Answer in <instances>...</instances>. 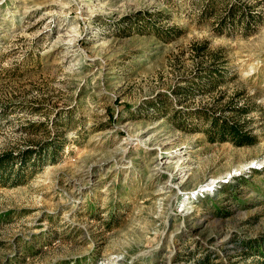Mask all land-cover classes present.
I'll return each instance as SVG.
<instances>
[{
  "label": "rangeland",
  "instance_id": "obj_1",
  "mask_svg": "<svg viewBox=\"0 0 264 264\" xmlns=\"http://www.w3.org/2000/svg\"><path fill=\"white\" fill-rule=\"evenodd\" d=\"M35 148L0 172V264H264V0H0V154Z\"/></svg>",
  "mask_w": 264,
  "mask_h": 264
},
{
  "label": "trees",
  "instance_id": "obj_2",
  "mask_svg": "<svg viewBox=\"0 0 264 264\" xmlns=\"http://www.w3.org/2000/svg\"><path fill=\"white\" fill-rule=\"evenodd\" d=\"M233 7H230L229 10L231 11ZM140 17V15H137ZM223 18V17H222ZM141 22L138 25L139 21H135L133 26H146V27H151L154 28L155 25H151L150 22H147L146 18L140 19ZM222 20V19H221ZM149 23V24H148ZM218 68L211 66L209 69V76L212 79H215L214 75H217ZM218 82L213 81L211 82V87L215 88L217 87ZM178 94V92H176ZM154 109L159 110L161 113H164L163 109L165 105H161V103H153L152 106H150ZM235 106H232L234 108ZM237 107V106H236ZM239 109L241 110L242 113L247 112L246 106H240ZM194 120H196V124L198 120H201L202 123L207 124L208 128L206 130H203L206 132L207 138H209V141H232L235 145H250L254 143L255 136L252 135L249 131H245L246 129V124L245 122H232L227 118L226 116H223L222 114H213L208 110H203L202 113L199 112L194 116ZM178 127H184L183 126V120L178 118ZM62 149V145L58 144V146L53 145V139H50L47 141V144L44 146L43 150L47 151V153L50 155V159H53L57 156V152ZM38 150H24L20 154H14L13 152H4L0 154V172H2L4 169H14L16 165L20 164L21 167H25L28 164V160L31 159L34 155H40L41 153H37ZM257 171V170H256ZM11 177V176H10ZM20 177V176H19ZM0 184L4 185H16V183L22 182L21 179H18V181H13L11 183H7L6 179H4V175H0ZM208 197V196H207ZM210 197H208L207 200ZM218 212H221V209H217ZM246 247L249 249L248 251L257 248V250L264 255V243H261L257 241L254 243L252 241L251 243L247 242ZM263 249V250H262ZM194 253L193 251H189L187 254H192ZM214 262V257L210 253L205 254L203 257H199L195 260L194 264H213Z\"/></svg>",
  "mask_w": 264,
  "mask_h": 264
},
{
  "label": "bare ground",
  "instance_id": "obj_3",
  "mask_svg": "<svg viewBox=\"0 0 264 264\" xmlns=\"http://www.w3.org/2000/svg\"><path fill=\"white\" fill-rule=\"evenodd\" d=\"M158 170V169H157Z\"/></svg>",
  "mask_w": 264,
  "mask_h": 264
}]
</instances>
